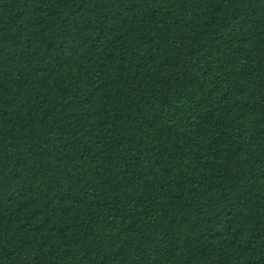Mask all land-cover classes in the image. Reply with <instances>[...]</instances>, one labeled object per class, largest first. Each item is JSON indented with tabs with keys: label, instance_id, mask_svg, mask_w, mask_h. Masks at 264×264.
Listing matches in <instances>:
<instances>
[{
	"label": "trees",
	"instance_id": "obj_1",
	"mask_svg": "<svg viewBox=\"0 0 264 264\" xmlns=\"http://www.w3.org/2000/svg\"><path fill=\"white\" fill-rule=\"evenodd\" d=\"M0 264H264V0H0Z\"/></svg>",
	"mask_w": 264,
	"mask_h": 264
}]
</instances>
